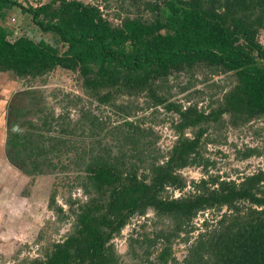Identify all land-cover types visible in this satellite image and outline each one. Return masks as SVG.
Segmentation results:
<instances>
[{"label": "trees", "instance_id": "16d2710c", "mask_svg": "<svg viewBox=\"0 0 264 264\" xmlns=\"http://www.w3.org/2000/svg\"><path fill=\"white\" fill-rule=\"evenodd\" d=\"M129 2L134 17L112 25L98 7L79 0H34L33 7L0 0V72L34 79L57 68L75 71L99 105L128 115L131 108L115 103V97L144 93L150 107L177 116L171 124L176 138L165 153L154 146L155 139L143 145V130L122 121L117 128L135 129L131 136L121 132L122 144L113 155L91 156L84 164L78 186L86 199L74 211L71 231L52 244L43 258L27 264H118L110 241L133 215L152 210L172 222L169 237H177L197 214L222 209L225 212L210 230L203 220L204 233L198 234L180 264H264V173L236 179L212 175L206 171L212 162L203 155L210 143L207 123H217L222 115L233 127L264 119V46L258 40L264 31V0ZM14 8L41 33L50 34L62 50L25 36L9 41L12 28L6 20ZM143 12L149 14L147 20L141 19ZM198 66L209 74L230 73L235 78V85L215 101V107L208 106V113L196 103L183 106L159 94L170 75ZM9 138L14 151L17 135ZM145 146L153 155L148 162L141 154ZM128 148L138 158L127 164L123 157ZM236 154L247 159L258 152L246 148ZM22 155L32 162L30 172L38 171L34 147L28 152L24 146ZM190 166L201 167L204 175L191 181V190L183 194L180 170ZM174 191L179 196H172ZM165 236L156 235L155 240ZM168 238L157 254L159 264L174 261Z\"/></svg>", "mask_w": 264, "mask_h": 264}, {"label": "rangeland", "instance_id": "374dc122", "mask_svg": "<svg viewBox=\"0 0 264 264\" xmlns=\"http://www.w3.org/2000/svg\"><path fill=\"white\" fill-rule=\"evenodd\" d=\"M79 1L98 7L112 25L124 17H134L129 0ZM18 2L25 7L35 5L34 0ZM148 15L143 12L141 19L147 20ZM11 17L17 23L16 36H25L34 42L43 40L62 50L50 34L41 33L19 9L9 11L8 28ZM258 40L264 46V31ZM81 82L77 72L59 68L34 79L0 72V264H27L43 258L52 244L63 240L71 231L74 211L86 199L78 186L84 164L91 161V156L105 152L113 155L122 144L121 132L131 136L135 129L117 128L122 121L143 130V145L155 139L154 146L163 153L175 141L171 124L176 123L177 116L164 112L162 107H150L144 93L116 96L115 103L131 108L128 115H122L119 110L99 105ZM234 85L232 74H209L205 67L198 66L170 75L159 94L183 106L196 103L199 110L208 113V106L215 107V101L219 102L223 93ZM207 124L206 137L210 143H206L203 155L212 162L206 168L207 173L228 179L242 178L256 171L264 173V119H252L233 127L228 116L222 115L217 123ZM13 126L15 131H11ZM185 132L191 135V131ZM28 133L31 134L28 136ZM9 134L17 135L14 151L9 147ZM37 134L41 137H34ZM36 144L40 148H35ZM24 146L28 152L34 147L36 155L40 153L34 158L38 171L30 172L32 162L22 157ZM246 148L257 151L258 155L240 159L236 150ZM149 151L145 146L141 153L146 162L153 156ZM137 158L138 154L129 148L123 157L125 163L135 162ZM180 175L185 181L182 191L185 194L191 190L190 182H197L204 173L201 167L190 166L181 169ZM224 212L225 209L201 212L177 237H169L172 222L147 210L144 215H133L110 243L119 257L118 264H159L157 254L169 237L170 257L180 264L198 234L204 233L203 220H207L208 231ZM159 234L166 235L165 239L155 240ZM174 261L169 260L167 264Z\"/></svg>", "mask_w": 264, "mask_h": 264}, {"label": "built area", "instance_id": "2783aa9c", "mask_svg": "<svg viewBox=\"0 0 264 264\" xmlns=\"http://www.w3.org/2000/svg\"><path fill=\"white\" fill-rule=\"evenodd\" d=\"M9 22H10L9 26L12 28V32H11V35L8 37V40L13 41L16 37H18L16 35L18 34L19 31L17 29L16 20L13 17L10 18ZM179 194H180L179 192H176V194H174L173 196L177 197L179 196Z\"/></svg>", "mask_w": 264, "mask_h": 264}, {"label": "water", "instance_id": "95a60500", "mask_svg": "<svg viewBox=\"0 0 264 264\" xmlns=\"http://www.w3.org/2000/svg\"><path fill=\"white\" fill-rule=\"evenodd\" d=\"M15 130H16V127L13 126V127L11 128V131H15Z\"/></svg>", "mask_w": 264, "mask_h": 264}]
</instances>
